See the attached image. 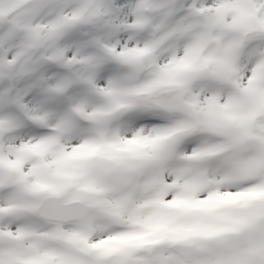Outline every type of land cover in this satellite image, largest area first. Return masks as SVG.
<instances>
[{
    "label": "snow or ice",
    "instance_id": "snow-or-ice-1",
    "mask_svg": "<svg viewBox=\"0 0 264 264\" xmlns=\"http://www.w3.org/2000/svg\"><path fill=\"white\" fill-rule=\"evenodd\" d=\"M0 264H264V0H0Z\"/></svg>",
    "mask_w": 264,
    "mask_h": 264
}]
</instances>
